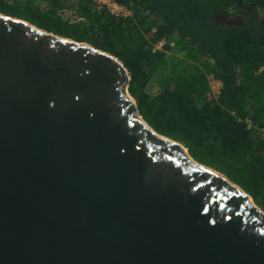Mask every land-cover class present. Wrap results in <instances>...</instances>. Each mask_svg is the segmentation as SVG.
Here are the masks:
<instances>
[{
  "label": "water",
  "instance_id": "water-1",
  "mask_svg": "<svg viewBox=\"0 0 264 264\" xmlns=\"http://www.w3.org/2000/svg\"><path fill=\"white\" fill-rule=\"evenodd\" d=\"M130 80L0 12V264H264V210L158 133Z\"/></svg>",
  "mask_w": 264,
  "mask_h": 264
},
{
  "label": "trees",
  "instance_id": "trees-1",
  "mask_svg": "<svg viewBox=\"0 0 264 264\" xmlns=\"http://www.w3.org/2000/svg\"><path fill=\"white\" fill-rule=\"evenodd\" d=\"M115 1L134 16L94 10L92 0H0V12L118 57L143 118L264 210V0L250 10L238 0ZM69 7L80 20L64 18ZM168 50L184 58L169 61ZM211 77L222 84L217 97Z\"/></svg>",
  "mask_w": 264,
  "mask_h": 264
},
{
  "label": "built area",
  "instance_id": "built-area-1",
  "mask_svg": "<svg viewBox=\"0 0 264 264\" xmlns=\"http://www.w3.org/2000/svg\"><path fill=\"white\" fill-rule=\"evenodd\" d=\"M94 10H107L119 18H132L134 11L131 7L118 3L115 0H92ZM165 40L154 43V50H163Z\"/></svg>",
  "mask_w": 264,
  "mask_h": 264
},
{
  "label": "rangeland",
  "instance_id": "rangeland-1",
  "mask_svg": "<svg viewBox=\"0 0 264 264\" xmlns=\"http://www.w3.org/2000/svg\"><path fill=\"white\" fill-rule=\"evenodd\" d=\"M62 15L64 16V18H68L71 20V22H75V21H78L80 20V18L78 17V15L76 14V12L72 9V8H65L62 12ZM98 36H101L100 34ZM171 45H175V40H172L171 42ZM166 57L169 59H174L173 57H175L176 59L177 58H184L181 54H178V53H175V52H172V51H166ZM166 68H164L163 70H165ZM169 69V68H168ZM159 70V69H158ZM156 76L159 78V79H162L163 77V73H160V70L159 72H157ZM221 82L218 81V80H214L212 79L211 77V88H212V91L213 93L215 94V96L217 97L220 93V88H221Z\"/></svg>",
  "mask_w": 264,
  "mask_h": 264
}]
</instances>
